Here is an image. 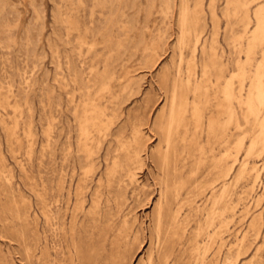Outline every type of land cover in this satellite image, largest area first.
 I'll return each instance as SVG.
<instances>
[{
    "label": "rangeland",
    "instance_id": "obj_1",
    "mask_svg": "<svg viewBox=\"0 0 264 264\" xmlns=\"http://www.w3.org/2000/svg\"><path fill=\"white\" fill-rule=\"evenodd\" d=\"M9 1L0 8V264H264V156L256 151L241 169L259 128L242 109L240 125L227 124L215 74L202 97L173 100L176 86L187 92L193 59L196 81L214 57L225 76L236 74L264 0H113L126 10L124 31L110 10L102 12L104 0ZM167 1L173 15L166 19ZM91 7L98 9L93 25ZM228 7L237 12L228 16ZM185 8L200 24L182 60ZM69 13L78 31L65 27ZM263 52L264 44L249 75ZM90 104L111 122L85 139L79 129Z\"/></svg>",
    "mask_w": 264,
    "mask_h": 264
},
{
    "label": "bare ground",
    "instance_id": "obj_2",
    "mask_svg": "<svg viewBox=\"0 0 264 264\" xmlns=\"http://www.w3.org/2000/svg\"><path fill=\"white\" fill-rule=\"evenodd\" d=\"M32 1V0H31ZM36 1V0H35ZM72 1V0H71ZM84 1V0H83ZM96 1V0H95ZM162 1V0H161ZM169 1H171V0H169ZM185 1V0H184ZM188 1V0H187ZM250 1V0H249ZM69 2H70V0H69ZM94 2V1H93ZM116 2V1H115ZM128 2H129V0H128ZM150 2V1H149ZM209 2V1H208ZM71 3V2H70ZM81 3V2H80ZM98 3V2H97ZM120 3V2H119ZM122 3V2H121ZM120 3V4H121ZM127 3V2H126ZM151 3H153V2H151ZM154 3H156V2H154ZM161 3V2H160ZM172 3V5H173V2H171ZM32 7L34 8V11H35V13H38V10H40L39 8L37 9L36 8V4H35V2L33 1L32 3ZM82 4V3H81ZM86 4V3H85ZM12 4L10 3V1L9 0H0V8L2 9V11H4V10H6L7 11V8L9 7V6H11ZM83 5V4H82ZM94 5V4H93ZM129 5V4H128ZM148 5H149V7L151 8L152 6V4L150 5L149 3H148ZM183 5V4H182ZM231 5V4H230ZM117 6V4L116 3H113V0H104V1H102V3L100 4V7H101V10H102V12H105V11H107V10H110V14L109 15H115L116 17H118V25H119V27H120V29L121 30H126L127 28H129V24H128V19L126 20V18H127V14H126V10H125V8L122 6V5H119L118 7H116ZM133 6V5H132ZM131 6V7H132ZM197 6H199V5H197ZM19 7V6H18ZM116 7V9L114 10V8ZM130 7V8H131ZM12 8V7H11ZM92 8V10H91V12H90V23H91V25H93L92 23L94 22V20H95V16L96 15H98V14H96L97 12V10L95 9V8H93V7H91ZM130 8H127V10L128 9H130ZM181 8H182V6H181ZM197 8V7H196ZM196 8H195V10H196ZM0 9V10H1ZM10 9V8H9ZM12 9H14V8H12ZM77 9H79V8H77ZM85 9H86V6H85ZM131 10V9H130ZM161 10V9H160ZM194 10V11H195ZM222 10V9H221ZM33 11V12H34ZM77 11H79V10H77ZM162 14H163V17L164 18H169L171 15H173V8H172V6H171V4L167 1V3L163 6V8H162ZM40 12V11H39ZM57 12V11H56ZM71 12H72V10H71ZM86 12H87V10H86ZM148 12V11H147ZM197 11H195V13H196ZM237 12V9L235 10L234 9V11H232V8H230V7H228V16H232V14H234V13H236ZM41 13V12H40ZM194 12L193 13H190V10L189 9H184L182 12H181V14H180V17H179V27H180V38L178 39V44H179V48H180V56H182V60H184V53H185V50L187 49V46L190 44V41H189V39L187 38V37H190V36H188L189 34H190V31H193L194 33H199V31L197 30V28H198V24H200L199 23V21H200V19L197 17V15L195 14ZM59 14V13H58ZM101 14V13H100ZM5 15V14H4ZM3 15V16H4ZM104 15V14H103ZM212 15V14H211ZM255 16H256V28L252 31V33H251V36L249 37V39H248V43H247V50H246V56H247V60L246 61H244V62H238L235 66H237L236 68H237V72H235L236 74H233L231 77H227V76H225V65L223 66V65H221V64H219L218 65V62H217V59H216V57H214L213 58V62L209 65V64H205L203 67H202V77H201V79L199 80L198 79V81H196L195 79H196V76H197V64H195V61H194V59L192 60V61H190L189 63H188V65H189V69H188V72H187V77H186V79H187V81L185 82V84H184V86L186 87V94H184L183 92L181 93V91H179V89H178V86H176V88L174 89V94H173V96H174V101L175 100H177V98L180 96V97H186V95H187V93H189V92H191L194 96H201V95H203V94H205L206 93V87H207V85H206V83L207 82H209L210 81V76L211 75H214L215 74V76H216V80H214V83H215V81L217 82V84L218 85H222V89L220 90V92L222 93V97H223V104L221 103V102H219V104L221 103V105H222V109L223 110H221V111H223L225 114H227V116H228V122H227V124H232V123H236L237 125H240L239 124V115H240V113H239V111H238V109H242V110H245V114H244V117H245V119H247V120H252V122H253V124L254 125H256L257 127V129L259 128V130H260V133H258L259 135L252 141V143H251V145L249 146V152H248V154H247V156H245V159H244V161L242 162V170L243 169H245V168H247V165H248V163H249V159H250V157L256 152V151H259V154H258V158H260V159H262L263 158V156H264V52L262 53V56H261V60L256 64V68H255V71L253 72V75H249V69L247 70V65L248 64H250L251 65V63H252V61H253V56L255 55V53H256V49H257V47L259 46V45H262V44H264V6H262V7H260V8H258L256 11H255ZM161 17H162V15H161ZM102 18V17H101ZM106 18V17H105ZM104 18V19H105ZM164 18H162V19H164ZM40 19V18H39ZM64 19V18H63ZM109 19H110V16H109ZM205 19V18H204ZM101 20V19H100ZM111 20V19H110ZM109 20V21H110ZM109 21H108V24H109ZM114 21V20H113ZM112 21V22H113ZM205 22V21H204ZM60 23V22H59ZM63 23H64V25H65V27L68 29V31L69 32H73V31H78L79 30V22H78V19H77V17L76 16H74L72 13H69V14H67V16L65 17V19L63 20ZM115 23V22H114ZM108 24H106V25H108ZM90 25V26H91ZM111 25V24H110ZM89 26V25H88ZM64 27V28H65ZM112 27V26H111ZM114 27V26H113ZM175 27V26H174ZM205 27V26H204ZM88 28V27H87ZM90 28V27H89ZM131 28V27H130ZM130 28H129V30H130ZM119 29V28H118ZM200 29V28H199ZM91 30H92V28H91ZM90 30V31H91ZM103 30H104V28H103ZM120 30V31H121ZM105 31V30H104ZM129 32V31H128ZM155 32V31H154ZM153 32V33H154ZM87 33H88V31H87ZM107 33V32H106ZM105 32H104V34H106ZM117 33H120V32H117ZM123 33V32H122ZM122 33H120V35L122 34ZM127 33V32H126ZM125 33V34H126ZM129 34V33H128ZM242 34V33H241ZM83 35H85V34H83ZM107 35H109V32L107 33ZM119 35V34H118ZM150 35V34H149ZM154 35V34H153ZM71 36V35H70ZM73 36V35H72ZM111 36V35H110ZM125 36V35H124ZM161 36H163V35H161ZM203 36V35H202ZM243 36V35H242ZM83 37V36H82ZM112 37V36H111ZM123 37V36H122ZM211 37V36H210ZM228 37V36H227ZM125 38V37H124ZM198 38V37H197ZM201 38V37H200ZM84 39V38H83ZM107 39V38H106ZM155 39H157V38H155ZM162 39V38H161ZM227 39V38H226ZM79 40H81V39H79ZM89 40V39H88ZM125 40H127V37H126V39ZM163 40V39H162ZM161 40V41H162ZM71 41V40H70ZM156 41H158V40H156ZM198 41H199V39H198ZM217 41H218V39H217ZM219 42V41H218ZM2 43V42H1ZM80 43V42H79ZM85 43V42H84ZM98 43V42H97ZM220 43V42H219ZM50 44V43H49ZM81 44V43H80ZM117 44H118V42H117ZM154 43H152V45H153ZM166 44V43H165ZM192 44H193V42H192ZM198 44V43H197ZM83 45V44H82ZM81 45V46H82ZM155 45V44H154ZM89 46V45H88ZM87 46V47H88ZM92 46V45H91ZM158 46H159V44H158ZM202 46V45H201ZM200 46V47H201ZM93 47V46H92ZM153 47V46H152ZM196 47V46H195ZM194 47V48H195ZM208 47H209V45H208ZM85 48V47H84ZM94 48V47H93ZM150 48V47H149ZM159 48H161L160 46H159ZM197 48V47H196ZM205 48V47H204ZM89 49V48H88ZM163 49H164V46H163ZM156 50H157V48H156ZM162 50V49H161ZM174 50V49H173ZM178 50V49H177ZM201 50V49H200ZM159 51V49L157 50V52ZM90 52H91V47H90ZM89 52V53H90ZM149 52V51H148ZM58 53V52H57ZM82 52H80L79 54H81ZM194 53H195V50H194ZM211 53V52H210ZM209 53V54H210ZM78 54V53H77ZM85 54V53H84ZM196 55V54H195ZM194 55V56H195ZM154 56V55H153ZM179 56V57H180ZM212 56V55H211ZM214 56V55H213ZM221 56V55H220ZM115 57V56H114ZM151 57V56H150ZM209 57H210V55H209ZM22 58V57H21ZM116 58V57H115ZM207 58V57H206ZM216 59V60H215ZM240 59V58H239ZM107 60V59H106ZM112 60V59H111ZM114 60V59H113ZM158 60V59H157ZM181 60V59H180ZM69 61H71L72 62V60L70 59ZM59 62V61H58ZM71 62H70V64H71ZM112 62V61H111ZM117 62V61H116ZM197 62V61H196ZM179 63H181V62H179ZM110 64V63H109ZM62 65V64H61ZM178 65V64H177ZM183 65V64H182ZM58 66V65H57ZM98 66V65H97ZM110 66V65H109ZM179 66V65H178ZM167 67V66H166ZM183 67V66H182ZM61 68V67H60ZM70 68V67H69ZM71 68H72V66H71ZM110 68H111V66H110ZM123 68V67H122ZM82 69V68H81ZM93 69H94V67H93ZM179 69V68H178ZM177 69V70H178ZM72 70V69H71ZM114 70V69H113ZM143 70V69H142ZM109 71H110V69H109ZM186 72V71H185ZM79 74V73H78ZM115 74V73H114ZM177 74H179V73H177ZM252 74V73H251ZM75 75V74H74ZM80 75V74H79ZM93 75V74H92ZM110 75V74H109ZM77 76V75H76ZM82 76V75H81ZM106 76V75H105ZM114 76V75H113ZM117 76V75H116ZM174 76V75H173ZM75 77V76H74ZM83 77V76H82ZM82 77H80V78H82ZM107 77V76H106ZM110 77V76H109ZM247 78H249L250 79V82H248V83H250L249 85V87H248V89L246 88V84H245V81L247 80ZM76 79V78H75ZM90 79V78H89ZM103 79V78H102ZM113 79H114V77H113ZM177 79V78H176ZM215 79V78H214ZM238 80V86H236L237 84H236V82H235V80ZM82 80V79H81ZM108 80H109V78H108ZM79 81H80V79H79ZM85 81V80H84ZM87 81V80H86ZM104 81H107L106 80V78H105V80ZM112 81V80H111ZM28 82V81H27ZM31 82V81H30ZM73 82V81H72ZM211 82H213L212 80H211ZM36 83V82H35ZM82 83V82H81ZM85 83V82H84ZM91 83V82H90ZM103 83H106V82H103ZM111 83V82H110ZM83 84V83H82ZM102 84V83H101ZM132 84V83H131ZM216 84V85H217ZM236 84V85H235ZM110 85V84H109ZM108 85V86H109ZM212 85V84H211ZM100 86H102V85H100ZM104 86H105V84H104ZM213 86V85H212ZM55 87V86H54ZM86 87V86H85ZM172 87V86H171ZM181 87V86H180ZM101 88V87H100ZM106 89H107V87H105ZM210 88H212L213 89V87H210ZM85 89V88H84ZM86 89H87V87H86ZM108 89H109V87H108ZM34 90V89H33ZM88 90V89H87ZM127 90V89H126ZM172 90V89H171ZM215 90H216V88H215ZM46 91V90H45ZM87 92V91H86ZM84 94V93H83ZM86 94H84V96H85ZM27 96V95H26ZM189 97V96H188ZM202 97V96H201ZM220 97H221V95H220ZM221 97V98H222ZM53 98V97H52ZM190 99V98H189ZM203 99V98H202ZM86 100V99H85ZM170 100V99H169ZM53 101V100H52ZM194 101H196V100H194ZM91 102V104H92V101H90ZM129 102V101H128ZM186 102V101H185ZM89 103V102H88ZM170 103V102H169ZM90 104V108H85L84 109V115H83V117H82V120H81V125H80V129L79 130H81V134H82V136L83 137H85V139H88V137H89V135H90V129L91 128H102V127H104V128H106V126H105V124H106V122L107 123H109V122H111V120L108 122V121H106L105 122V118L107 117L106 115H105V113L102 111V110H100V109H97L98 108V106L95 108L93 105H91ZM173 104V103H172ZM176 104V103H175ZM198 104V103H197ZM208 104V103H207ZM218 104V105H219ZM236 104H237V106H236ZM88 105V104H87ZM193 105V104H192ZM194 105H195V103H194ZM187 106V105H186ZM198 106V105H197ZM173 107V106H172ZM179 107V106H178ZM221 107V106H220ZM219 106H218V108H220ZM59 108V107H58ZM181 108V107H180ZM186 108V107H185ZM216 108V107H215ZM173 109L174 108H172V112H173ZM195 108H193V110H194ZM197 109H198V107H197ZM197 109H195V110H197ZM201 109V108H200ZM199 109V110H200ZM205 109V108H204ZM181 109H179V111H180ZM192 110V111H193ZM172 112H171V114H172ZM196 112H198V111H196ZM221 113V114H224V113ZM112 114V113H111ZM197 114H199V112L197 113ZM177 115V114H176ZM183 115H185V114H183ZM182 115V116H183ZM193 115V114H192ZM213 115V114H212ZM218 115H220V114H218ZM181 116V115H180ZM195 116V115H194ZM227 116H225V117H227ZM171 117V116H170ZM185 117V116H184ZM183 117V118H184ZM180 118V120H182L183 118H181V117H179ZM194 118V117H193ZM214 118V117H213ZM222 118V117H221ZM199 119V118H198ZM209 119H211V118H209ZM226 119V118H225ZM109 120V119H108ZM113 120V119H112ZM170 120V119H169ZM174 120V119H173ZM179 120V119H178ZM212 120V119H211ZM215 120V119H214ZM223 120V119H222ZM183 121V120H182ZM201 121V120H200ZM213 121V120H212ZM224 121V120H223ZM171 122H172V120H171ZM178 122H180V121H178ZM177 122V123H178ZM218 122V121H217ZM216 122V123H217ZM245 122V121H244ZM250 122V121H249ZM79 123V122H78ZM114 123V122H113ZM117 123V122H116ZM183 123V122H182ZM202 123V122H201ZM225 123V122H224ZM246 123V122H245ZM251 123V122H250ZM43 124V123H42ZM181 124V123H180ZM209 124H211V123H209ZM220 124V123H219ZM218 124V125H219ZM72 125V124H71ZM110 125H111V123H110ZM114 125V124H113ZM173 125V124H172ZM197 125V124H196ZM214 125H215V122L214 123H212L211 124V127H214ZM224 125V124H223ZM250 125V124H249ZM178 126V125H177ZM27 127V126H26ZM169 127V126H168ZM172 127V126H171ZM224 127V126H223ZM227 127V126H226ZM229 127V126H228ZM239 127V126H238ZM241 127V126H240ZM239 127V128H240ZM243 127V126H242ZM109 128H110V126H109ZM225 128V127H224ZM178 129V128H177ZM99 130V129H98ZM107 130H109V129H107ZM106 130V131H107ZM100 131V130H99ZM105 131V132H106ZM168 131V130H167ZM217 131V130H216ZM224 131V130H223ZM228 131V130H227ZM94 132V131H93ZM170 132H171V130H170ZM176 132H178V131H176ZM225 133V132H224ZM235 133V132H234ZM29 134V133H28ZM94 134V133H93ZM92 134V135H93ZM102 134V133H101ZM139 134V133H138ZM169 134H171V133H169ZM32 135V134H31ZM121 135V134H120ZM140 135V134H139ZM166 135V134H165ZM168 135V134H167ZM177 135V134H176ZM256 135V134H255ZM81 136V138H83ZM245 136V135H244ZM30 137V136H29ZM168 138H170V136L168 137ZM246 138V137H245ZM90 139V138H89ZM244 139V138H243ZM91 140H93V139H91ZM239 140V139H238ZM168 141V140H167ZM244 141H245V139L244 140H241L240 139V142L238 143V145L236 146V149H237V147L239 148L237 151H238V153L236 154L235 153V155H236V159H234L235 160V163H237L239 160H240V157H241V149H242V147H243V145L245 144L244 143ZM85 143H86V141H84ZM170 142V141H169ZM215 142V141H214ZM82 143V142H81ZM140 142H138V144H139ZM173 143V142H172ZM236 143V144H237ZM137 144V143H136ZM167 144H170V143H167ZM166 144V145H167ZM84 145V144H83ZM85 145H87V144H85ZM233 146H235V145H233ZM84 147V146H83ZM87 147V146H86ZM167 147H169V146H167ZM166 147V148H167ZM198 147V146H197ZM88 148V147H87ZM128 148V147H127ZM202 148V147H201ZM123 149V148H122ZM229 150V149H228ZM247 150H248V148H247ZM246 150V151H247ZM235 151V150H234ZM85 152V151H84ZM231 152V151H230ZM224 153H226V152H224ZM139 154V153H138ZM229 154V153H228ZM94 156V155H93ZM254 156V155H253ZM256 156V155H255ZM233 157V156H232ZM223 158V157H222ZM227 158H229V157H227ZM226 158V159H227ZM231 158V157H230ZM120 159V158H119ZM123 159V158H122ZM137 159H138V157H137ZM165 159H166V156H165ZM242 159V160H243ZM90 160V159H89ZM107 160V159H106ZM120 161H121V159H120ZM128 161H130V162H132V158L129 156L128 157ZM138 161V160H137ZM62 162V161H61ZM116 162H117V160H116ZM126 162V161H125ZM217 162H219L218 161V159H217ZM225 162V161H224ZM234 162V161H233ZM240 162V163H241ZM165 163H167V162H165ZM234 163V164H235ZM117 164V163H116ZM133 164V163H132ZM168 164V163H167ZM198 164V163H197ZM233 164V163H232ZM86 165V164H85ZM118 165V164H117ZM217 165H219L218 163H217ZM167 166V165H166ZM170 166V165H169ZM198 166V165H197ZM225 166V165H224ZM232 166V165H231ZM256 166H258V165H256ZM86 167V166H85ZM116 167V166H115ZM233 167V166H232ZM54 168V167H53ZM91 168V167H90ZM227 169V168H226ZM229 169V168H228ZM254 169H256V168H254ZM92 170H94V169H92ZM112 170H113V168H112ZM118 170V169H117ZM128 170V169H127ZM116 171V170H115ZM129 171V170H128ZM127 171V172H128ZM139 171V170H138ZM241 171V170H240ZM245 171V170H244ZM90 172V171H89ZM228 173H229V171H227ZM231 172V171H230ZM251 172V171H250ZM125 173V172H124ZM242 173H244L243 171H242ZM226 174V173H225ZM239 174H240V172H239ZM130 175V174H129ZM110 176V175H109ZM131 176V175H130ZM133 176V175H132ZM135 176V175H134ZM240 176V175H239ZM243 176H244V174H243ZM238 178V177H237ZM242 176H241V180H242ZM81 179V178H80ZM132 179V178H131ZM212 179V178H211ZM226 180V179H225ZM240 180V179H239ZM260 180V172L258 171L257 173H256V176H255V183H257L258 181ZM130 181V180H129ZM173 182V181H172ZM214 182V181H213ZM212 182V183H213ZM248 182V181H247ZM235 183H237V182H235ZM239 183V182H238ZM261 183V182H260ZM259 183V184H260ZM130 185V184H129ZM86 186V185H85ZM230 186V185H229ZM233 186V185H232ZM226 187H227V185H226ZM225 187V185H224V190H223V195H224V193L227 191L226 189L228 188H226ZM125 188V187H124ZM217 188V187H216ZM230 188V187H229ZM81 190V189H80ZM190 191V190H189ZM222 191V190H221ZM168 192V191H167ZM232 192V191H231ZM86 193V192H85ZM111 193V192H110ZM172 195V194H171ZM227 195H228V193H227ZM227 195H225L226 196V198H227ZM225 196H223V197H225ZM229 196V195H228ZM218 198V197H217ZM216 198V199H217ZM221 198H219V200H220ZM122 200V199H121ZM166 200V199H165ZM219 200H218V202H219ZM92 203H93V201H92ZM215 203H217V201L215 202ZM214 203V204H215ZM221 203H223V202H221V200H220V204ZM226 203V202H225ZM214 204H213V210H214ZM220 204H218V205H220ZM224 205V204H223ZM211 206V205H210ZM217 206V205H216ZM82 207V206H81ZM221 207H224V206H221ZM226 208V207H225ZM227 208H228V205H227ZM118 210V209H117ZM216 210H217V208H216ZM231 210V209H230ZM161 211V210H160ZM227 211V210H226ZM226 211H224L225 213H226ZM119 212V211H118ZM121 212V211H120ZM215 212V211H214ZM216 212H218V211H216ZM220 212V211H219ZM218 212V213H219ZM42 213V212H41ZM164 213V212H163ZM208 213V212H207ZM223 213V212H222ZM159 214H161V212L159 213ZM220 214H221V212H220ZM164 215V214H163ZM213 215V214H212ZM215 215H217V213L215 214ZM210 216V215H209ZM223 216V215H222ZM162 216H159V219L161 218ZM214 217V215L212 216V218ZM211 218V217H210ZM222 218V217H221ZM214 219V218H213ZM233 219V218H232ZM162 220V219H161ZM167 220V219H166ZM212 220V219H211ZM159 221V220H158ZM213 221V220H212ZM160 222V221H159ZM164 222V221H163ZM209 222H210V219H209ZM158 223V222H157ZM180 223V222H179ZM159 224V223H158ZM160 226V225H159ZM163 227V226H162ZM158 228V227H157ZM164 228V227H163ZM228 228V227H227ZM159 229V228H158ZM218 229V228H217ZM158 231V230H157ZM159 231L161 232V230L159 229ZM158 231V232H159ZM162 231H164V230H162ZM165 232V231H164ZM162 233V232H161ZM163 235V234H162ZM160 236V235H159ZM164 236V235H163ZM171 237V236H170ZM160 238H161V236H160ZM157 240V239H156ZM158 240H160V239H158ZM168 242V241H167ZM154 243V242H153ZM159 244V243H158ZM123 249V248H122ZM157 249V248H156ZM204 250V249H203ZM27 251V250H26ZM206 251V250H205ZM151 253V252H150ZM204 253V252H203ZM202 255V254H201ZM29 257V256H28ZM153 257V256H152ZM152 257H150V258H152ZM153 259V258H152ZM153 261V260H152ZM165 261V260H164ZM167 261V260H166ZM154 262V261H153ZM152 262V263H153ZM177 262V261H176ZM223 262V261H222ZM226 262V261H225Z\"/></svg>",
    "mask_w": 264,
    "mask_h": 264
}]
</instances>
